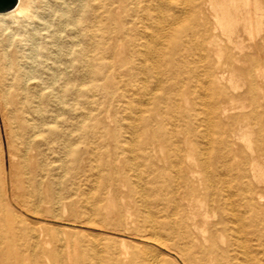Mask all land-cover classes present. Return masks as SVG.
Here are the masks:
<instances>
[{
  "label": "rangeland",
  "instance_id": "374dc122",
  "mask_svg": "<svg viewBox=\"0 0 264 264\" xmlns=\"http://www.w3.org/2000/svg\"><path fill=\"white\" fill-rule=\"evenodd\" d=\"M27 1L29 17L5 16L4 22H0V64L2 51L10 49L7 37L27 27L29 39L21 42L19 59L29 74L26 93L30 104L32 108H39L31 117L40 124L38 146L50 180L41 185L35 193L39 196L35 195L34 203L29 204L40 215H27L45 221L36 224L42 237L83 239L91 231L104 237L106 244L118 248L120 237L128 239V235L141 232L147 221L141 210L135 212L134 219L125 215L121 204L130 199L150 200L155 192L154 196L165 193L170 206L182 202L178 212L183 216L189 210V199L194 201L190 210H205L206 228L212 230L215 253L224 263L264 264V154H257L264 149V128L259 132L260 125L264 126V95L260 91L261 87L264 90V76L257 75L258 67H251L250 60L239 57L251 54L264 63V15L262 29L254 38L238 23L232 42L227 41L218 27L212 28L209 24L216 39L212 48L220 52L206 50L207 61L205 52L196 45L201 40L200 23L192 33L179 20L173 25L189 40L171 56L167 49L163 50L155 62L151 57L142 60L135 54V48L144 35L156 31L155 20L159 15L170 19L177 10L176 0H18L16 5L23 6ZM178 1L181 3L177 7L184 8L183 0ZM58 7L63 12L59 24L54 15ZM94 9L102 15L100 50L105 64L102 80H97L93 73L82 75L78 68L69 65L70 48L87 47ZM205 12L209 11L205 9ZM240 39L239 51L234 43ZM168 44L165 40L164 47ZM229 52L239 58L232 60L233 69L228 66ZM217 60L224 69V78L221 84L217 83L223 89L220 105L224 106V113L216 116L205 110L214 105L212 90L217 85L213 81L212 88H205V66L214 62L210 66L214 70ZM245 68H252L251 77L260 105L244 97L248 87L247 75L242 72ZM82 80L92 88L77 91L76 86ZM146 90L154 97L159 95L160 105L166 101L164 96L171 93V104L166 101L161 113H153L162 128L159 132L156 130L148 148L142 146V141L149 136V131L142 128L141 121L135 126L132 121L137 103L145 97ZM174 92L178 106L173 101ZM10 109V96L0 76V179L5 180L0 193L18 196L21 183L16 175L17 154L10 134ZM182 109L191 114L183 116L179 113ZM253 110L263 113L258 120L252 115ZM245 114L249 115L244 117ZM206 117L210 119L208 130L204 126ZM240 127H247L248 133L243 136ZM183 128L187 133L182 132ZM143 152H146L145 158ZM201 159L207 160L206 165L200 163ZM251 162L260 173L252 174ZM189 169L195 170L201 181L193 183L195 191L190 188L191 184L187 186L181 180V174H188ZM119 171L125 172L124 179ZM149 187H154L155 192L149 193ZM178 189L185 190L183 200ZM49 192L53 199L46 197ZM195 217L201 227L202 215ZM237 228L241 232L237 233ZM226 243L228 250L223 251ZM206 244L194 238L192 248L199 251ZM16 249L23 255L30 253L26 246ZM163 250L172 255L169 250ZM202 253L195 252V255L206 259L207 253ZM74 257L80 264H106L81 252ZM173 261L168 264H175Z\"/></svg>",
  "mask_w": 264,
  "mask_h": 264
},
{
  "label": "bare ground",
  "instance_id": "6f19581e",
  "mask_svg": "<svg viewBox=\"0 0 264 264\" xmlns=\"http://www.w3.org/2000/svg\"><path fill=\"white\" fill-rule=\"evenodd\" d=\"M175 3V8L177 10H175L174 14L170 17L171 20L169 19V21L166 19L167 17H164L163 14L159 15L155 20L156 31H149L147 35H144L145 38L143 41L137 43L138 46L135 48V54L140 55L142 60H148V58L150 59L151 57L154 58L156 62L165 49H167L166 52H168V55L171 56L184 41L186 43L187 39L189 40V38H183L186 37L183 31L176 30L173 25V23L176 24L179 20H183L186 23L183 25L184 29L189 28L193 31L192 33H195L194 28L200 23L199 34L201 40L197 41L196 45L205 52L203 56L206 61L208 59L206 50L211 49L215 53L220 52V50L218 51L212 48L216 39L209 24L212 28L218 27L226 36L228 42L233 41V30L238 23H241L242 30L246 32L250 38H254L255 34H258L259 30L262 29L264 0H183L184 8L181 6L177 7L181 1L176 0ZM57 9L54 15L56 16L57 24H59L63 19V12L61 8L58 7ZM205 9L209 12L206 13ZM30 14V5L29 1H27L23 6L15 5L10 10L0 12V22H4L3 18L5 16L17 19L20 17L19 15L29 17ZM159 14L161 13L159 12ZM178 15H181L180 18H178ZM101 17V13L97 9H94V18L89 24L90 38L87 47L85 49L76 47L70 48L69 50L71 54L69 65L74 68L76 67V69L78 68L82 75L93 73L94 76L96 75L95 78L97 80L103 79L105 69L103 54L100 50ZM201 20L202 22H200ZM183 21L181 24L184 23ZM254 22H256L255 28ZM181 29L183 30V28ZM27 32V27L22 29V31L17 29L15 32H11L9 37H7V45H9L10 49L2 51V60L0 64L2 84L3 87H5V91L10 96L12 122L10 134L14 139L16 147V175L21 183L19 197L9 195L7 192L0 193V264H80L74 257L75 254L79 252L98 258L100 261H105L106 264H168L171 259L174 260L173 262H175V264H229L224 263L225 260H222V257H218L215 253L216 245L213 240L212 230L206 228L207 221L204 219L205 210H190V206L192 204L194 205V201L189 199L187 202L189 210L183 216L178 212V209L182 208V202L181 204L175 202L173 206H170L165 200V193L161 196H154L156 195L154 187L148 188L149 193L155 192L153 193L152 199H130L121 204L125 215L134 219L135 217L133 216H136L135 212L141 210L145 213L147 221L143 224L144 226L141 228V232H134V234L128 235V239L120 237L119 241L121 245L118 248L112 247L109 243L106 244V241H103L104 237L99 236L97 232L91 233V231H88L90 235L87 233L88 236H85L83 239L69 237L65 239L56 237L46 239L42 237L36 224L45 221L33 219L27 215H40L39 212L32 210L29 204L34 203L35 195L39 196V194L35 193L40 189L41 185L44 183L47 184L50 181L48 168L43 163L41 151L38 146L39 139L37 134L40 129V124L31 117V113H37L39 108H32L30 104V97L26 93L29 74L19 59V47L21 42L29 39ZM12 34H15L16 37H12ZM165 40L169 42L166 48L164 47ZM241 43V39L237 43H234V46L237 47L239 51L242 49ZM232 55L231 52L228 53V58L230 60L228 61V66L231 69L234 67L231 65L232 60L239 59ZM239 57L250 60L251 67H258L257 75L261 78L264 76V63H262L261 60L259 62V59H256V57L251 54H242V56ZM154 61H152V63ZM124 62L127 63V60H124ZM210 63L208 62L205 66V73L207 76L206 89L212 88L213 81L216 82V84H221L224 78L222 72L224 69H221V62L217 60L214 65V70L210 69V66L214 62ZM251 69L252 68H245L242 70V72L247 75L248 82L244 97L250 98L251 103L260 105L261 103L258 102L256 98V85L251 77ZM137 74L135 76H137ZM226 79L228 80V78ZM215 87L216 88L212 90L214 105L212 104L205 110L207 114L217 116L220 112L224 113V106L220 105L223 101L220 98L223 89L221 88L222 86L218 84ZM91 88L92 85L84 80L79 82L76 86L77 91H86ZM260 91L262 95H264L262 87ZM135 93L139 96L137 91ZM144 93L145 97L142 101L137 103V112H135L132 121L134 124L133 126L136 125V122L141 121L142 128L149 131V136L145 138L146 140L144 139L142 141V146H147L148 148L149 144H151L152 137L155 136L156 130L159 132L162 128L161 121L155 120L153 113H161L163 104L160 105V102L157 100L160 98L159 95L154 97V94L149 90L144 91ZM170 94L171 93H168L166 97L164 96V100L168 101L169 104H171ZM166 101L163 102L164 105H166ZM173 101L176 104L175 106H178L179 100L176 94L173 97ZM166 111H169V108L168 110L165 108V112ZM173 111L175 112L174 108L172 112ZM179 113L184 114L183 116L186 117L191 114L188 110H183ZM261 114L263 113L253 110L252 115L257 116L258 120ZM248 115L249 114H245L244 117ZM209 121V117H206L204 120V126L207 130L210 125ZM219 125H221V123ZM142 128L139 130H142ZM263 128L264 126L260 125L259 132H261ZM184 130L187 129L183 128L182 132H186ZM239 130L243 136L249 131L247 127H240ZM192 131L194 132V126L192 127ZM220 141L221 139L219 142ZM145 153L146 152H143V155ZM257 154H264V149H262L260 153L258 151ZM143 158H145V155ZM145 162L148 163L146 159ZM206 162L207 160L205 159L200 160V163L203 165H206ZM254 167L255 163L251 162L250 169L253 175L256 171H259L257 170L258 168L255 169ZM188 172V174H181V180L187 186L191 184L190 188L195 191L196 187L193 183L199 184L201 181L197 179L198 176L195 170L189 169ZM124 173L123 171H119V176L123 179ZM61 174L62 172L60 175ZM6 177L8 179V176ZM148 177L149 179H153V176L151 177L149 175ZM3 180L4 179H0V190L4 188L5 180ZM112 180H115V178H112ZM190 193L191 196H194L192 195V191H190ZM178 194L181 200L186 197L184 189L179 190ZM46 197L49 200L53 199V195L50 192ZM196 214L202 215L201 227L198 226L195 217ZM223 229L221 228V230ZM235 231L238 233L241 232V229L237 228ZM194 238L196 240L200 238L202 241L207 242L205 249H199V251L194 250L192 248L195 246ZM46 245H51V249H45L44 247ZM17 246L28 247L30 253L28 255L19 253L16 249ZM226 247L227 243L223 251L228 250ZM163 249L169 250L172 252V255L166 253ZM195 252H206L207 258L205 259L200 255L196 256Z\"/></svg>",
  "mask_w": 264,
  "mask_h": 264
},
{
  "label": "water",
  "instance_id": "95a60500",
  "mask_svg": "<svg viewBox=\"0 0 264 264\" xmlns=\"http://www.w3.org/2000/svg\"><path fill=\"white\" fill-rule=\"evenodd\" d=\"M18 0H0V12H4L13 8Z\"/></svg>",
  "mask_w": 264,
  "mask_h": 264
}]
</instances>
